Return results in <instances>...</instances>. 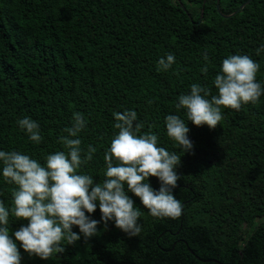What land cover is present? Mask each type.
I'll return each instance as SVG.
<instances>
[{"label":"trees","instance_id":"obj_1","mask_svg":"<svg viewBox=\"0 0 264 264\" xmlns=\"http://www.w3.org/2000/svg\"><path fill=\"white\" fill-rule=\"evenodd\" d=\"M243 1L0 0V264H264Z\"/></svg>","mask_w":264,"mask_h":264},{"label":"water","instance_id":"obj_2","mask_svg":"<svg viewBox=\"0 0 264 264\" xmlns=\"http://www.w3.org/2000/svg\"><path fill=\"white\" fill-rule=\"evenodd\" d=\"M247 1H249V0H244L241 4H239L238 5V7L237 8H240L244 3H246ZM214 6H215V9H216V11L217 12H219V10H218V4H217V0H215V4H214ZM201 8H199V14H198V19L201 17ZM233 13V12H232ZM231 13V14H232ZM222 16H227V15H229V14H221ZM207 260H211V261H216L215 259H212V258H210V259H204V261H207Z\"/></svg>","mask_w":264,"mask_h":264},{"label":"rangeland","instance_id":"obj_3","mask_svg":"<svg viewBox=\"0 0 264 264\" xmlns=\"http://www.w3.org/2000/svg\"><path fill=\"white\" fill-rule=\"evenodd\" d=\"M15 257L12 259V260H17L19 259L20 257L17 255V253L13 254Z\"/></svg>","mask_w":264,"mask_h":264}]
</instances>
